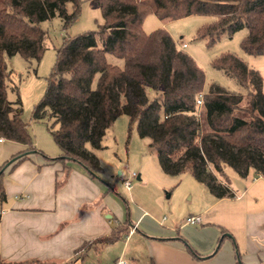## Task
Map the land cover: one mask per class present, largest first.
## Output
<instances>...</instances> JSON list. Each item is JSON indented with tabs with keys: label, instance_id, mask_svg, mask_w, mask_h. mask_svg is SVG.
<instances>
[{
	"label": "trees",
	"instance_id": "trees-1",
	"mask_svg": "<svg viewBox=\"0 0 264 264\" xmlns=\"http://www.w3.org/2000/svg\"><path fill=\"white\" fill-rule=\"evenodd\" d=\"M90 1L100 7L103 24L63 39L45 92L31 113L33 122L51 121L48 131L61 152L53 162L63 166V173H69V162H76L100 175L94 151L103 148L107 129L125 115L139 137L149 139L165 175L189 172L216 199L233 197L221 178L224 167L240 178L250 170L264 178V78L239 57L223 54L212 67L235 79L247 92L248 103L242 104L240 93L216 84L204 92L203 71L167 31L158 28L147 34L142 29L150 13L162 23L208 16L213 20L196 32V40L212 45L223 33L245 29L241 50L264 56V0H152L151 5ZM79 10V0H0V139L25 146L0 166V203L6 198V169L35 151L16 87H10L16 99L7 98L5 58L20 55L28 62L39 61L45 49L40 23L58 16L65 29ZM108 55L121 65L109 62Z\"/></svg>",
	"mask_w": 264,
	"mask_h": 264
},
{
	"label": "crops",
	"instance_id": "crops-1",
	"mask_svg": "<svg viewBox=\"0 0 264 264\" xmlns=\"http://www.w3.org/2000/svg\"><path fill=\"white\" fill-rule=\"evenodd\" d=\"M159 24L164 29L166 23ZM32 139L35 151L4 173L1 263L264 264V178L251 170L236 182L221 177L232 198L216 199L197 182L200 187L187 188L196 202L183 219H158L155 199L139 194L147 178L132 190L123 210L112 185L100 175L76 162H69V173H63V166L53 162L61 152L47 131L34 130ZM24 150L0 140V166ZM190 215L201 216L202 222L185 224ZM223 239H228L224 257L217 259Z\"/></svg>",
	"mask_w": 264,
	"mask_h": 264
},
{
	"label": "rangeland",
	"instance_id": "rangeland-1",
	"mask_svg": "<svg viewBox=\"0 0 264 264\" xmlns=\"http://www.w3.org/2000/svg\"><path fill=\"white\" fill-rule=\"evenodd\" d=\"M79 1V13L67 28L64 29L63 22L58 16L40 23V28L44 32L43 46L45 49L39 61L28 62L20 55L5 58V64L10 73L6 90L7 98L10 101L16 99L15 93L10 89V87H16L21 104V118L28 124L31 136L38 128L49 133L51 121L33 122L31 113L34 105L39 102L45 92L47 79L55 64L56 52L61 47L63 39L95 30L98 25L103 24L101 9L96 3L90 0ZM138 1L152 4V0ZM66 9L71 12V5L67 4ZM212 20L213 18L208 16H188L167 22L164 29L172 37L176 46L191 56L203 71L204 92L211 84H216L227 91L240 93L243 97L242 104H247L248 96L245 89L235 79L227 77L220 70L213 68L211 63L223 54H232L239 57L250 70L264 78V56H250L241 50V40L247 33L245 29L223 33L212 45H208L205 40H196V32ZM159 23L160 21L155 15L147 14L143 19L142 29L148 34L159 28ZM183 43L186 45L185 47H181ZM107 59L118 65L122 63L110 55L107 56ZM102 147L101 150L94 151L102 166L100 177L112 185L111 192L123 210H125L124 201H129V194L132 190L138 189V185L144 182V178L148 179V183L139 191V194L155 199L158 219L163 216L183 219L187 207L195 204V193H193V200H190L187 188L191 184L200 187L196 180L189 172L178 176L165 175L149 147V139L139 137L135 124H131L127 116L120 115L107 129L102 139ZM87 148L90 149L89 145ZM131 173L141 174V179L131 178ZM250 173L252 175L254 172L251 170ZM222 176L226 181H240L237 174L229 167H224ZM126 180L131 183L130 189L124 187L123 182ZM227 243L228 239L219 242L217 259L224 257L222 253L225 251ZM233 244L235 248L236 244ZM233 246L229 244L230 249H233Z\"/></svg>",
	"mask_w": 264,
	"mask_h": 264
},
{
	"label": "built area",
	"instance_id": "built-area-1",
	"mask_svg": "<svg viewBox=\"0 0 264 264\" xmlns=\"http://www.w3.org/2000/svg\"><path fill=\"white\" fill-rule=\"evenodd\" d=\"M181 46L182 47H185L186 45L183 43V44H181ZM197 104L198 105H200L201 104V96L199 97V99L197 100ZM0 140H2V139H0ZM131 178H138V175L136 174V173H131ZM123 184H124V187L126 188V189H130V187H131V183H130V181H128V180H126V181H124L123 182ZM185 224H188V225H192V226H194V225H199L201 222H202V218H201V216H199V215H190V216H188V217H186V219H185ZM114 264H128V263H126L124 260H122V259H118V260H116L115 262H114Z\"/></svg>",
	"mask_w": 264,
	"mask_h": 264
}]
</instances>
